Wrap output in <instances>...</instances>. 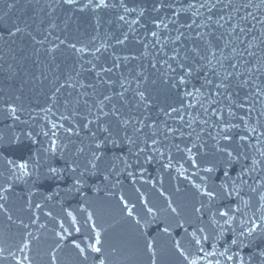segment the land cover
I'll return each instance as SVG.
<instances>
[{
    "label": "water",
    "instance_id": "obj_1",
    "mask_svg": "<svg viewBox=\"0 0 264 264\" xmlns=\"http://www.w3.org/2000/svg\"><path fill=\"white\" fill-rule=\"evenodd\" d=\"M0 264H264V0H0Z\"/></svg>",
    "mask_w": 264,
    "mask_h": 264
},
{
    "label": "snow or ice",
    "instance_id": "obj_2",
    "mask_svg": "<svg viewBox=\"0 0 264 264\" xmlns=\"http://www.w3.org/2000/svg\"><path fill=\"white\" fill-rule=\"evenodd\" d=\"M181 82H183V80L181 81ZM21 167H24V165H21ZM207 171H212V169H207ZM207 195H209V196H213V198H214V194L213 193H206ZM229 195H230V193H229ZM121 199L123 200V197H121ZM125 208H127V204H125ZM148 211L149 212H151L152 211V209H148ZM172 211L173 212H175L176 211V209L175 208H172ZM128 215L129 216H132L133 215V213H132V210L131 209H128ZM220 215L221 216H227L228 215V212H221L220 213ZM89 219H91V214H89ZM137 223H139V221H137ZM257 227H258V225H257ZM165 231H167V229H165ZM204 239H207V237H204ZM97 242L99 243V238H97ZM179 242H177V244H178ZM233 243H235V241H233ZM78 247V246H77ZM94 247V246H93ZM149 247H151V245H149ZM94 250L96 251V252H100V248H98V247H94ZM81 251H83V250H81ZM154 255H155V253H153ZM232 257H229V259H231Z\"/></svg>",
    "mask_w": 264,
    "mask_h": 264
}]
</instances>
